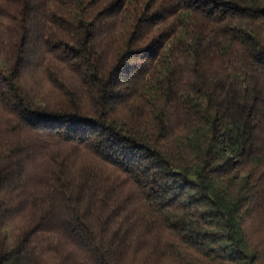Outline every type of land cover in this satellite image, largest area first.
I'll list each match as a JSON object with an SVG mask.
<instances>
[{
    "label": "trees",
    "instance_id": "1",
    "mask_svg": "<svg viewBox=\"0 0 264 264\" xmlns=\"http://www.w3.org/2000/svg\"><path fill=\"white\" fill-rule=\"evenodd\" d=\"M0 264H264V0H0Z\"/></svg>",
    "mask_w": 264,
    "mask_h": 264
}]
</instances>
